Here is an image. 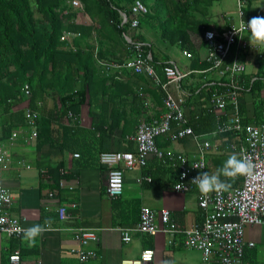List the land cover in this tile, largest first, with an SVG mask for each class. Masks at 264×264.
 I'll use <instances>...</instances> for the list:
<instances>
[{
    "label": "crops",
    "instance_id": "0c3cea01",
    "mask_svg": "<svg viewBox=\"0 0 264 264\" xmlns=\"http://www.w3.org/2000/svg\"><path fill=\"white\" fill-rule=\"evenodd\" d=\"M242 1L243 15L240 16L238 0H193L185 9L186 16L182 24L178 21L177 0H152L149 15L142 18L141 36L152 44L156 60L174 61L183 72L200 71L192 72L183 80V89L191 91L185 112L195 132L210 139L214 145L206 154L205 172L209 174H215L228 156L236 152L222 150L226 149L229 141L227 137L214 133L218 116L209 111V99L210 91L217 87L206 85L207 81L217 80L218 74L209 69L210 65L206 61L208 49L203 35L210 28L222 32L237 26L241 20L264 17V0ZM96 24V33L103 45L110 46L112 51L118 49L117 55L127 58V47L123 40L120 39L121 44L116 42L114 33L110 31L114 27ZM182 35L189 38L194 52L183 46ZM248 36V31L242 34V39L249 45ZM79 37L81 33L71 34V41L74 43ZM97 44L98 40L95 42ZM167 45L175 46L183 55L184 51H188L190 56H184L189 57L191 62L181 64ZM235 57L246 67L243 75L246 82L253 77L262 78L264 48H234L226 63H232ZM206 64L208 66L199 67L204 69H195ZM159 69L157 72L164 79ZM123 76L117 82L116 93L103 97L104 100L111 99L110 104L115 109V120L107 119L104 128H99L101 115L108 117V111L104 109L102 113V109L92 106L89 96L76 115L78 121H73L62 113L60 98L51 90H45L37 99L24 97L11 110L0 112V140L3 141V149L12 157L9 167L2 173L3 184L14 196L8 210L26 228L44 225L46 219H51L46 230L36 237L34 246H29L23 235L16 238L0 234V264H9V256L15 252L20 254V264H114L124 259L137 260L145 249L155 251L149 264H202V257L195 260L192 256V250L196 249L185 247L182 234L175 235L173 243H169L170 236L167 234L151 235L137 231L131 233L130 242L122 240L118 228L135 227L143 205L157 211L170 210L179 228L191 227L202 221L197 191L175 192L173 185L179 174L177 165L153 155L149 156L144 168H124V192L119 198L112 199L107 195L108 168L100 163L99 153L135 151L136 144L127 137L136 133L138 124L159 118L166 110L163 91L150 78L129 71H124ZM261 95L264 96V89ZM253 100L252 94H243L241 110L243 106L245 113L243 110L242 113L250 121H257ZM145 102L148 106L144 105ZM28 107L42 113V136L37 139L29 136L24 117L22 125L15 126L10 132L11 135L13 131H18L17 139L11 144L10 135H4L6 122L19 110L24 115ZM19 122V119H15V123ZM157 140L161 148L182 152L189 158L197 153L196 144L189 137L172 141L161 136ZM77 153L80 155L75 157ZM41 169L46 171V175H41ZM142 175L151 177L152 181L140 183ZM61 180L63 186L60 185ZM221 180L230 185L227 189L236 188L242 185L243 176L235 181L222 176ZM51 192L53 196H50ZM73 204L76 206L73 207ZM61 205L67 206L71 219H60ZM79 227L93 229L98 236V241L89 245V248L96 250L97 256L86 262H81L70 252L77 245L74 233ZM246 239L255 245L246 249L244 264H264V226L248 225Z\"/></svg>",
    "mask_w": 264,
    "mask_h": 264
},
{
    "label": "built area",
    "instance_id": "2783aa9c",
    "mask_svg": "<svg viewBox=\"0 0 264 264\" xmlns=\"http://www.w3.org/2000/svg\"><path fill=\"white\" fill-rule=\"evenodd\" d=\"M65 2L77 11V22L94 25L82 0H65ZM243 6V1L238 0L240 16L243 15ZM117 11L118 20H112V23H115L116 27L122 31L130 57L125 62L97 59L98 64L108 74L116 71L119 75L124 69H129L136 74L151 77L164 91L163 102L166 110L159 118L140 123L136 133L127 137L136 144L135 151H103L99 154L100 163L108 168L106 193L112 199L119 198L124 192V168L135 166L144 168L149 156L153 155L160 160L177 165L179 174L173 190L177 193L197 191L198 205L202 210L200 223L179 228L172 219L170 210L157 211L143 205L135 227L118 228L121 231L122 240L125 243L130 242L131 233L137 231L151 235L164 233L170 236L169 243H173V237L182 234L185 247L201 252L202 264H244L246 249L255 245L254 242L246 239V227L248 225L264 226V113L260 121H250L242 113V96L251 90L252 84L258 77H253L246 82L243 76L246 71L245 65L239 62L237 57L230 64L226 63V59L234 48L258 50L241 38L247 31L242 21L245 24L249 21L241 20L237 26L222 32L210 28L205 30L203 35L208 49L206 61L210 65L209 69L215 70L218 74L217 80L207 81L206 85L217 87L209 99V111L218 116L214 133L227 137L229 141L226 149L222 150L236 152L249 159L254 166L253 174L243 176L240 187L226 188L220 192L213 191L205 196L191 181L206 171V154L214 145L210 139L197 134L189 124L185 104L191 91L183 89L184 78L192 72L200 71L183 72L174 61L155 60L152 44L141 36V18L149 12L144 1L135 0L129 11L124 9H117ZM208 33L214 34L212 39L208 38ZM72 35H79V33ZM63 40L71 44V34H64ZM183 53L190 56L188 51ZM95 56L97 58V50ZM156 64L163 66L164 79L158 74ZM31 96V87L25 84L24 97ZM24 117L29 136L37 139L42 113L38 109L28 107ZM69 118L78 121L77 116L72 112H69ZM161 136H166L172 141L191 138L197 147L196 155L189 158L182 152L161 148L157 143V138ZM17 137L18 131H13L9 137L10 143L13 144ZM3 146V141L0 140V197H3L0 198V234L17 238L22 236L20 230L26 227L8 210L14 196L3 184L2 173L9 167L12 157L3 149ZM74 156L78 157L79 154ZM194 165L200 167L193 168ZM27 167L30 166L27 165ZM45 172L44 169L40 170L42 176L46 175ZM145 180L152 181L151 177L145 175L139 178L140 183ZM177 183L181 184L179 189H177ZM63 184L61 180L60 185L63 186ZM50 196H53L52 192ZM72 206L75 207L76 204ZM59 216L62 220L72 218L65 205L60 206ZM74 238L77 245L70 249L71 253L75 254L81 262L96 258V250L89 248L91 243L98 241V236L93 229L79 227L74 233ZM154 253L153 249H145L137 260L124 259L114 264H149L153 260ZM9 264H20L19 252L9 256Z\"/></svg>",
    "mask_w": 264,
    "mask_h": 264
},
{
    "label": "trees",
    "instance_id": "16d2710c",
    "mask_svg": "<svg viewBox=\"0 0 264 264\" xmlns=\"http://www.w3.org/2000/svg\"><path fill=\"white\" fill-rule=\"evenodd\" d=\"M82 1L94 21L93 26L78 23L76 11L65 0H0V112L9 111L18 102L23 101L24 85L29 84L32 99L40 97L45 90L56 93L60 98L61 111L68 117L69 112L75 116L78 115L82 104L89 96L92 106L102 109V113L104 109L108 111V117L105 114L101 115L102 121L99 128L107 125V119L115 120V109L110 104L112 100L105 99V101L103 97L116 93L117 82L124 78V71L134 72L124 69L118 75L116 71H111L110 74L103 71L97 59L125 62L129 59L130 53L126 48L128 54L125 58L117 55L118 49L112 51L110 46L103 45V42L99 40L101 37H98L96 33L98 30L96 23L107 28L114 27L110 31L114 33V40L121 44L120 39L124 42L122 31L116 27L115 23H112V20H118L117 9L129 11L135 0ZM142 1L150 10L152 0ZM192 1L177 0L178 21L182 24L186 16L185 9ZM178 29L181 30V28ZM66 33H81V37L70 44L69 41L63 40ZM97 40L99 44L96 46ZM181 42L192 52L195 51L188 37L182 35ZM206 66L208 64L195 69H204L199 67ZM155 67L159 71V68L162 70L163 66L156 64ZM147 77L154 82L151 77ZM260 77L262 78L258 77L252 84L251 90L246 93L253 96L257 121L262 119L264 112V96L261 95L264 89V75ZM161 90L163 91L162 88ZM210 92L212 94L214 89ZM144 105L148 106V103ZM242 110L245 113L243 106ZM15 119H19L21 123H15ZM23 119L22 111L14 113V116L6 122L7 128L4 135L9 136L15 126L22 125ZM41 124H44L43 119ZM41 136L40 130L38 138Z\"/></svg>",
    "mask_w": 264,
    "mask_h": 264
},
{
    "label": "clouds",
    "instance_id": "9594fccd",
    "mask_svg": "<svg viewBox=\"0 0 264 264\" xmlns=\"http://www.w3.org/2000/svg\"><path fill=\"white\" fill-rule=\"evenodd\" d=\"M242 22L245 29L249 32L248 39L250 45L258 50L264 48V17H253L247 24L244 21ZM236 32L239 33L238 31ZM207 36L209 39H212L214 34L208 33ZM192 167L199 168L200 166L194 165ZM253 167L249 159L240 154L232 153L223 162L222 166L216 170L215 174L203 172L194 177L191 183L197 186L201 194L207 196L213 191L220 192L230 186L226 181L221 180L222 176L227 178V180L235 181L240 176H251L253 174ZM180 185L177 183V189H179ZM50 223L51 219L48 218L44 221V225L37 224L20 230L22 235L27 238L29 246L35 245L36 237L40 236Z\"/></svg>",
    "mask_w": 264,
    "mask_h": 264
},
{
    "label": "rangeland",
    "instance_id": "374dc122",
    "mask_svg": "<svg viewBox=\"0 0 264 264\" xmlns=\"http://www.w3.org/2000/svg\"><path fill=\"white\" fill-rule=\"evenodd\" d=\"M90 19H91V17H90ZM167 46L170 49V51H173L172 54L176 56V58L179 60V62L181 64H185V63H190L191 62L190 58L184 56L182 54V51L178 50L175 46H171V45H167ZM171 47H173V48H171ZM192 251H193L192 252V256H193V258L195 260H199L202 257L201 252L199 250H192Z\"/></svg>",
    "mask_w": 264,
    "mask_h": 264
}]
</instances>
